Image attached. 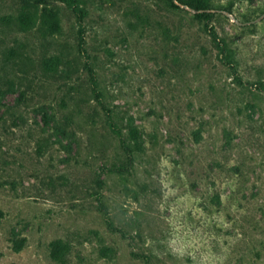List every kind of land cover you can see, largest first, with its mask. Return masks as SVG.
Masks as SVG:
<instances>
[{"label":"rangeland","instance_id":"obj_1","mask_svg":"<svg viewBox=\"0 0 264 264\" xmlns=\"http://www.w3.org/2000/svg\"><path fill=\"white\" fill-rule=\"evenodd\" d=\"M0 264H264V0H0Z\"/></svg>","mask_w":264,"mask_h":264}]
</instances>
